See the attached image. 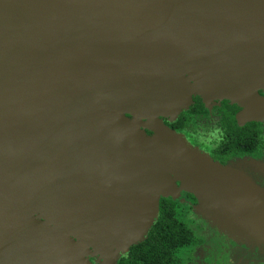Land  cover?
<instances>
[{
  "label": "water",
  "instance_id": "1",
  "mask_svg": "<svg viewBox=\"0 0 264 264\" xmlns=\"http://www.w3.org/2000/svg\"><path fill=\"white\" fill-rule=\"evenodd\" d=\"M184 66L264 115L238 93L264 85V0H0V167L28 170L0 179V264H90L88 249L142 242L170 176L213 170L159 119L187 106Z\"/></svg>",
  "mask_w": 264,
  "mask_h": 264
},
{
  "label": "rangeland",
  "instance_id": "2",
  "mask_svg": "<svg viewBox=\"0 0 264 264\" xmlns=\"http://www.w3.org/2000/svg\"><path fill=\"white\" fill-rule=\"evenodd\" d=\"M184 68L183 93L187 99L189 98L186 104L191 103V96L199 95L204 99L207 108L211 109L212 104L222 97H216V93L206 89L207 85L194 69L187 66ZM258 90H264V85L244 87L238 93L255 96ZM233 103L244 107L238 121L246 120L249 113L247 106L243 105L244 101L236 99ZM182 109L184 108L178 111ZM210 114L208 119L198 121L194 127L189 128L186 137L172 131L183 148L200 154L209 163L212 161L205 152L220 136L213 110H210ZM124 116L128 118L125 126L128 129V125L133 123L134 118ZM161 117L160 120H162ZM172 118L168 117L169 120ZM262 118L264 116L256 119L261 120ZM143 123L145 121L141 120L142 126L139 129L144 132L146 138L153 137V132L147 130ZM181 150H176L171 155H177ZM8 163L10 166L0 167V179L2 175L3 177H12V175L21 177L28 171H24L26 165L21 162L15 160V162L9 161ZM210 165L213 170L201 171L205 174L204 177L195 180L193 178L194 181L191 180L192 183L188 185L183 181L185 177L170 176L175 184L174 190H176V195L171 198L178 200L184 208L180 210L182 220L194 236L202 241L199 246L179 254L181 264H264V159L260 161L234 160L223 167L213 162ZM21 181L22 178H16V183ZM195 185L197 189L194 192L192 187ZM184 189L197 198V205L190 207L192 205L187 203L182 195ZM145 191L136 188L131 193L144 198L147 194L149 196V193ZM131 244L126 243L125 247L118 246L116 243L110 244L108 247L113 253L112 260L115 256L118 258L125 255ZM91 254L88 249L85 259L88 260Z\"/></svg>",
  "mask_w": 264,
  "mask_h": 264
},
{
  "label": "trees",
  "instance_id": "3",
  "mask_svg": "<svg viewBox=\"0 0 264 264\" xmlns=\"http://www.w3.org/2000/svg\"><path fill=\"white\" fill-rule=\"evenodd\" d=\"M221 125L227 140L215 150L226 155H250L257 153L258 130L256 123H247L236 127L234 114L237 108L222 103ZM201 112L197 100L187 114ZM185 119L179 117L175 126ZM199 240L181 218L178 206L169 199L158 200V214L151 225L145 239L128 248L125 258H120L117 264H181L179 254L197 244Z\"/></svg>",
  "mask_w": 264,
  "mask_h": 264
},
{
  "label": "flooded vegetation",
  "instance_id": "4",
  "mask_svg": "<svg viewBox=\"0 0 264 264\" xmlns=\"http://www.w3.org/2000/svg\"><path fill=\"white\" fill-rule=\"evenodd\" d=\"M257 94L259 96H261L262 98H264V90H258ZM190 100H191V103L189 105H187L186 108L182 109L177 114V116L172 118L171 120H169L168 117H161L162 118V120H161L162 124L164 126H166L169 130L174 131V132L181 134V135L183 134V136L186 137V135L189 131V128L194 127V125L198 121L208 119L211 116L210 110H213L214 117L216 118V124H217L218 130H219L220 136H219V139L216 142H214L211 145V147L208 148L205 152L207 157L213 163H216L217 165H220L223 167V166H226L229 162L234 161V160L248 159V160H252V161H260V160L264 159V142H263V140H264L263 139V136H264V118H262L261 120L256 119V118L262 117L264 115L248 114L249 117L246 120H243L241 122V121H238V117H239L240 113L243 111L244 107L241 105H238L236 103H233V102L229 101L228 99H225V98L222 99L221 98L220 100H217L215 103L212 104L211 109L207 108V106L204 104L205 103L204 99L202 97H200L199 95L191 96ZM195 100H197L198 103L201 105V112L194 113V114H187V111L191 108V106L193 105ZM223 102H225L227 106H234L237 108V112L233 116L234 123H235L236 127H242L247 123H256L258 125L257 126V130H258V137H257L258 145L257 146L258 147H257V151H256L257 153H255V155H253V156H250V155L249 156L248 155L237 156V155H226V154H221V153L215 152V150L221 145V143L224 142L225 140H227L226 134H225L224 129L221 125V113H222V107H223L222 103ZM179 117H183L185 120L181 124H179L178 126L174 127V125L177 122ZM196 182H198V181H196ZM176 183H177V185H179L178 182H176ZM196 189H197L196 185L192 187V191L195 192ZM0 191H1V189H0ZM182 195H184L186 202L189 203L190 205H192V206H190L191 208L194 205L198 204L197 198L190 191L184 189V190H182ZM162 198H166V199H169L170 201L174 202L178 206V210H184V208L179 204L178 200H173L169 196L168 197H160L158 200H160ZM197 239L199 240V242L197 244L193 245L192 247L188 248L187 250L194 248V247H197L202 243L201 239H199V238H197ZM89 251L92 253L88 257V261L90 264H106L107 260L102 258V257H104V256L113 257V254H110L109 252H106V251H101L102 254L94 253L91 249H89ZM127 252H128V249H127L125 255H121L118 258H116V260H114L115 261L114 264H117L120 258H125Z\"/></svg>",
  "mask_w": 264,
  "mask_h": 264
},
{
  "label": "crops",
  "instance_id": "5",
  "mask_svg": "<svg viewBox=\"0 0 264 264\" xmlns=\"http://www.w3.org/2000/svg\"><path fill=\"white\" fill-rule=\"evenodd\" d=\"M185 183L188 185L189 183L185 181ZM113 198L111 199V201H108V206L106 207V224H112L113 221L118 220L119 217V208L117 206V202L118 200H116L113 202ZM10 206V198L9 195L5 196L4 193L0 192V209L4 210V209H8V207ZM1 214V213H0ZM36 220H39V218H36ZM107 262L106 264H114V261H111L110 259H106Z\"/></svg>",
  "mask_w": 264,
  "mask_h": 264
},
{
  "label": "bare ground",
  "instance_id": "6",
  "mask_svg": "<svg viewBox=\"0 0 264 264\" xmlns=\"http://www.w3.org/2000/svg\"><path fill=\"white\" fill-rule=\"evenodd\" d=\"M145 53L143 51H137L133 56L130 57V60H129V64L130 65H134V66H142L144 65L145 63ZM217 91V96L216 97H219V96H222L223 98H226L228 99L229 101H232L233 97L230 96V95H223L222 93H226L227 90H216ZM220 92V93H219ZM219 95V96H218ZM55 143H57V147L58 148H62V147H65V143L63 144V141L62 140H59V141H56ZM123 247V246H122ZM125 247V246H124Z\"/></svg>",
  "mask_w": 264,
  "mask_h": 264
}]
</instances>
